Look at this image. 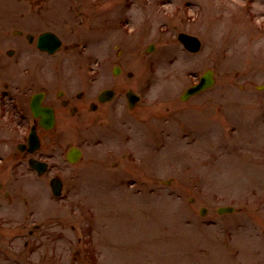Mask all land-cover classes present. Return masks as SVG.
Masks as SVG:
<instances>
[{
    "label": "rangeland",
    "instance_id": "1",
    "mask_svg": "<svg viewBox=\"0 0 264 264\" xmlns=\"http://www.w3.org/2000/svg\"><path fill=\"white\" fill-rule=\"evenodd\" d=\"M76 2L78 34L94 11L123 23L68 55L77 89L86 78L93 100L116 86L142 101L129 111L119 98L107 112L71 118L66 141L84 155L76 166L58 161L62 197L25 165L30 226L43 225L44 236L23 262L264 264V0ZM179 32L197 36L201 51H186ZM209 68L216 86L183 101Z\"/></svg>",
    "mask_w": 264,
    "mask_h": 264
},
{
    "label": "flooded vegetation",
    "instance_id": "2",
    "mask_svg": "<svg viewBox=\"0 0 264 264\" xmlns=\"http://www.w3.org/2000/svg\"><path fill=\"white\" fill-rule=\"evenodd\" d=\"M76 1L0 0V122L11 125L9 129L13 133L9 134L0 125L3 138L8 140L2 141L0 136V144L7 147L10 144L9 151L0 152V264H26L23 259L34 254L31 248L41 243L44 236L43 225L30 226L27 207L34 201L24 195V188L19 184L25 165L35 178L42 180L46 174L41 176L32 169L30 160L53 163L49 177H58L57 172L61 171L58 161L63 158L69 164L68 154L77 146L66 141L71 118L87 116L89 111L94 113L102 105L107 112L109 105L112 108L119 98L126 99L129 111L138 107L132 99L131 109L126 97L129 90L135 91L132 88L103 89L96 94L97 101L93 100L92 84L86 78L77 89L68 55L76 56L80 41L92 47L105 39L110 30H120L121 17L116 15L118 18L114 20L101 16L99 21L96 17L100 14L94 11L86 16V34H78L72 15ZM87 1L96 5L103 0ZM117 69L121 73V68L117 66ZM106 92L111 95L106 96ZM36 95H40L41 106L52 111L54 120L50 128L33 114ZM92 125L93 122L88 127ZM33 130L40 142L34 153L30 152L29 145ZM17 245L21 252H17Z\"/></svg>",
    "mask_w": 264,
    "mask_h": 264
},
{
    "label": "water",
    "instance_id": "3",
    "mask_svg": "<svg viewBox=\"0 0 264 264\" xmlns=\"http://www.w3.org/2000/svg\"><path fill=\"white\" fill-rule=\"evenodd\" d=\"M179 40L185 45V47L190 50V51H193V52H196L200 49L201 47V44H200V41L196 38V37H193V36H190L188 34H180L179 35ZM118 70L115 71V74H118ZM215 85V79H214V73L209 70L205 73V75L202 77V80H201V83L190 88L184 95L183 99H187L189 98L190 96H193L205 89H208V88H211ZM260 89H264V86L260 87ZM107 95H111L110 92H106V96ZM34 110H35V113L36 115H38V111H42L41 109H39L38 106L34 105ZM45 121L44 123H47V127H51L53 125V116H52V113L51 111L49 112H46L45 113ZM80 157V153L76 150H73L71 155L69 156V160L71 162H75L78 158ZM34 167H37L39 169L42 168L41 164L35 162V164L31 163ZM52 188H53V191L54 193H58V190L60 189V182L55 180V181H52ZM219 213L220 214H224V213H233L235 211V208L233 207H221L219 208ZM206 213V209H202L201 210V214L204 215Z\"/></svg>",
    "mask_w": 264,
    "mask_h": 264
}]
</instances>
